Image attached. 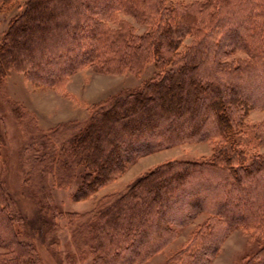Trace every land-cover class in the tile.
Here are the masks:
<instances>
[{
    "label": "trees",
    "instance_id": "1",
    "mask_svg": "<svg viewBox=\"0 0 264 264\" xmlns=\"http://www.w3.org/2000/svg\"><path fill=\"white\" fill-rule=\"evenodd\" d=\"M121 14L146 29L135 32ZM237 51L247 57L230 59ZM148 61L152 75L107 97L69 140L70 162L86 167L75 196L157 150L207 141L211 153L158 164L97 210L93 251L104 264H134L164 249L174 227L205 213L168 264H208L234 229L259 238L243 264H264V152H249L242 141L244 116L264 108V93L254 99L244 82L264 79V0H26L0 36V82L13 69L58 88L85 67L139 73ZM256 128L264 146V127ZM0 199L6 209L2 191Z\"/></svg>",
    "mask_w": 264,
    "mask_h": 264
},
{
    "label": "rangeland",
    "instance_id": "2",
    "mask_svg": "<svg viewBox=\"0 0 264 264\" xmlns=\"http://www.w3.org/2000/svg\"><path fill=\"white\" fill-rule=\"evenodd\" d=\"M25 1L0 0V36L9 21L22 11ZM169 1L177 5L203 0ZM120 19L137 33L146 29L130 16L121 14ZM190 42L191 37L185 38L181 49ZM246 57L244 52L237 51L230 59ZM142 68L139 73L107 74L85 67L58 88L34 85L22 72L13 69L1 80L0 191L7 200L6 209L0 210V264H16L18 260L22 263L24 259L29 264H104L90 241L95 230V212L125 194L139 177L158 164L173 159L198 160L211 153L207 141L157 150L138 157L90 195L75 196L86 167L70 162L69 140L107 97L137 88L155 70L152 61ZM258 74L264 77V68L258 69ZM254 80L253 76L244 82L255 99L263 96L264 79L256 85ZM256 126L261 127L259 130L264 127V108L246 113V134L242 137L244 145L252 148L249 151L246 146L245 150L261 153L264 146L257 145L253 137ZM205 216L201 213L192 223L174 227L176 234L164 249L134 264H168V259L179 251L190 231ZM258 239L255 234L234 229L208 264H243L258 249ZM13 256L15 262L10 263Z\"/></svg>",
    "mask_w": 264,
    "mask_h": 264
}]
</instances>
